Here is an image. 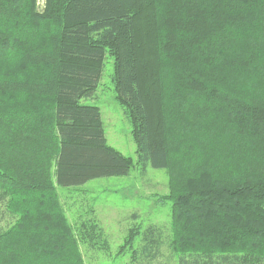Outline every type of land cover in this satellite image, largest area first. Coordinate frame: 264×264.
I'll return each mask as SVG.
<instances>
[{"label":"trees","instance_id":"trees-1","mask_svg":"<svg viewBox=\"0 0 264 264\" xmlns=\"http://www.w3.org/2000/svg\"><path fill=\"white\" fill-rule=\"evenodd\" d=\"M106 54L135 163L167 170L171 203L166 237L131 227L116 255L264 264V0H0V264L108 251L56 187L134 165L81 102Z\"/></svg>","mask_w":264,"mask_h":264},{"label":"rangeland","instance_id":"rangeland-1","mask_svg":"<svg viewBox=\"0 0 264 264\" xmlns=\"http://www.w3.org/2000/svg\"><path fill=\"white\" fill-rule=\"evenodd\" d=\"M43 3L44 0H36L38 10L43 8ZM111 73L112 58L106 54L95 92L91 97L82 98L81 102L99 107L107 143L131 157L134 165L123 175L96 177L74 186H56L60 201L70 222L93 217L102 228L108 251L90 249L81 244L86 264H174L173 257L168 258L166 242L151 261L141 256L138 262L131 261L132 250L128 248L116 255L131 227L143 230L147 226L156 225L166 237L169 234L171 203L166 198L169 179L167 170L150 165L143 170L135 163V142L123 108L115 99ZM139 246L140 241L136 238L134 247L138 249Z\"/></svg>","mask_w":264,"mask_h":264}]
</instances>
